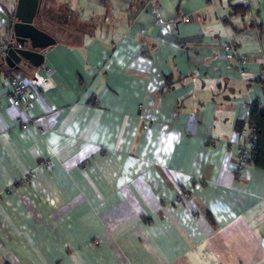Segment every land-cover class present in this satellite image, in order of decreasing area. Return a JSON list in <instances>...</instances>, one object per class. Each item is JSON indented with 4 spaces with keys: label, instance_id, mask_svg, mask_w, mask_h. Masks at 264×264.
I'll return each mask as SVG.
<instances>
[{
    "label": "crops",
    "instance_id": "0c3cea01",
    "mask_svg": "<svg viewBox=\"0 0 264 264\" xmlns=\"http://www.w3.org/2000/svg\"><path fill=\"white\" fill-rule=\"evenodd\" d=\"M62 2L39 67L0 59V264H264V169L237 168L264 110V0Z\"/></svg>",
    "mask_w": 264,
    "mask_h": 264
},
{
    "label": "water",
    "instance_id": "95a60500",
    "mask_svg": "<svg viewBox=\"0 0 264 264\" xmlns=\"http://www.w3.org/2000/svg\"><path fill=\"white\" fill-rule=\"evenodd\" d=\"M40 4L41 0H17L10 36L1 57L4 64L17 71L39 67L46 49L56 42L38 27Z\"/></svg>",
    "mask_w": 264,
    "mask_h": 264
},
{
    "label": "trees",
    "instance_id": "16d2710c",
    "mask_svg": "<svg viewBox=\"0 0 264 264\" xmlns=\"http://www.w3.org/2000/svg\"><path fill=\"white\" fill-rule=\"evenodd\" d=\"M230 10L234 14L243 15L246 12H250L251 8L248 3V0H243L242 2H234L233 0H229ZM59 11L61 14L60 18H56L57 12ZM54 11L52 7L46 5L45 0L41 1L40 10H39V18H43L48 16L54 19L58 23H64L65 21L71 23L70 20L72 19L69 15L67 7L65 5L59 7ZM13 12L9 13V18L12 19ZM1 53V52H0ZM2 55L0 54V59ZM15 76H19L22 78V74L15 71L14 73L10 74V78ZM262 85H264V78L261 79ZM247 127L249 129V135H246L243 140L248 138V136H252L253 144L248 147L249 150V157L246 160L247 164L254 165L260 169H264V110H261L257 105L251 108L248 119L246 121Z\"/></svg>",
    "mask_w": 264,
    "mask_h": 264
},
{
    "label": "built area",
    "instance_id": "2783aa9c",
    "mask_svg": "<svg viewBox=\"0 0 264 264\" xmlns=\"http://www.w3.org/2000/svg\"><path fill=\"white\" fill-rule=\"evenodd\" d=\"M226 50H231L233 53H235V49L230 45L227 44L225 46ZM3 48H0V51H2ZM237 63L241 64L245 62V59L241 56H237ZM9 96L11 98L12 104L20 107H26L27 102L29 100L26 87L24 82L22 81V78L19 76H15L9 80ZM144 129L147 128V126L143 127ZM249 135V130L248 134ZM253 144L252 136H248L245 140L242 141V143L239 145L237 149V155H238V161H237V168L238 171H242L244 166L246 165V160L249 157V150L248 147ZM35 174L33 172H29L25 174L22 177L23 182H28L34 178ZM185 197H189L190 194L188 191L184 192L183 194Z\"/></svg>",
    "mask_w": 264,
    "mask_h": 264
},
{
    "label": "rangeland",
    "instance_id": "374dc122",
    "mask_svg": "<svg viewBox=\"0 0 264 264\" xmlns=\"http://www.w3.org/2000/svg\"><path fill=\"white\" fill-rule=\"evenodd\" d=\"M45 2H46V5H48L49 7H52V9H54V11H56L57 9H59V7L64 5L62 0H45ZM250 8H251V6H250ZM57 13L58 14H57L56 18L58 19V18H60L61 14H59L60 13L59 11ZM251 15L256 16L257 12L254 11V12H252ZM251 15L249 16L250 19L252 18Z\"/></svg>",
    "mask_w": 264,
    "mask_h": 264
},
{
    "label": "flooded vegetation",
    "instance_id": "af4514ba",
    "mask_svg": "<svg viewBox=\"0 0 264 264\" xmlns=\"http://www.w3.org/2000/svg\"><path fill=\"white\" fill-rule=\"evenodd\" d=\"M42 1V0H41Z\"/></svg>",
    "mask_w": 264,
    "mask_h": 264
}]
</instances>
